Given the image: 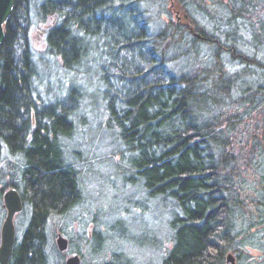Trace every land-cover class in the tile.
Instances as JSON below:
<instances>
[{
	"label": "trees",
	"instance_id": "obj_1",
	"mask_svg": "<svg viewBox=\"0 0 264 264\" xmlns=\"http://www.w3.org/2000/svg\"><path fill=\"white\" fill-rule=\"evenodd\" d=\"M178 1L187 11L169 0H44L38 10L48 25V50L64 68L83 62L88 40L103 57L108 123L131 153L132 176L174 211L173 244L161 264H233L235 256L248 264V249H264V124L249 133L244 122L264 111V86L256 84L251 99L239 76L250 75L256 58L233 40L235 19L249 10L219 14L226 25L220 30L205 2ZM208 1L235 8L233 0ZM188 3L215 23V36L200 30ZM30 7V0H15L0 48V162L5 152L22 161L21 187L10 186L31 210L10 264H47V223L81 199L62 148L73 131L78 90L69 87L61 102L37 97ZM236 61L243 70L237 75L226 69Z\"/></svg>",
	"mask_w": 264,
	"mask_h": 264
},
{
	"label": "rangeland",
	"instance_id": "obj_2",
	"mask_svg": "<svg viewBox=\"0 0 264 264\" xmlns=\"http://www.w3.org/2000/svg\"><path fill=\"white\" fill-rule=\"evenodd\" d=\"M185 1L190 3L194 0ZM201 1L202 4L205 2L204 8L220 25V30L225 29L226 25L225 21L219 23V14L231 18L244 7L249 10V14L243 18L235 19L236 34L233 40L238 48L256 58V63H260L253 65L249 76L246 71L247 76L239 74V78L247 79L250 85L251 99L257 98V92L253 95L257 90L254 87L256 84L264 86V77L262 76L263 80L260 77L264 73V0H233L235 8L229 11L225 6L215 7L208 0ZM42 2L44 0H30V40L36 64L34 89L44 104L61 102L71 86L78 90V102L71 115L73 131L62 140V148L67 163L77 171L81 191V199L77 204L47 223V264H66V260L74 255L80 257L82 264H161L173 244L170 219L174 211L168 201L161 197H150L144 191L141 181L132 176L133 170L129 166L131 153L122 144L118 131L108 123V112L102 94L103 75L100 72L103 61L99 60L103 57H98L94 42L88 40L86 43L88 52L83 62L71 69L64 68L60 59L48 50V25L41 20L38 10ZM178 3V0H169L168 6L172 8V5H177L180 10L187 11L183 4ZM189 3L188 13L200 25V30L203 29L208 36L214 35L212 30L215 23L211 26V23L200 18L201 15L194 10L197 7ZM170 11L171 18L179 19V12L175 14L174 9ZM165 17L163 16L164 20ZM98 46L101 44L98 43L96 47ZM229 64L226 69L231 67V72L236 75L243 71L240 62ZM238 102L237 99L235 103H242ZM255 113L244 120L249 133L257 132V129L260 131L264 124V111ZM242 127L246 130V127ZM252 138L254 136L248 139L249 143H252ZM21 165L19 158L11 157L6 152L3 154L0 162L1 226L7 214L3 195L11 188V184L21 187ZM30 214V207L24 206L23 211L15 216L17 240L21 238ZM59 235L68 241L67 251L59 250ZM245 255L242 262L264 264V249H248ZM233 263L239 264L236 256Z\"/></svg>",
	"mask_w": 264,
	"mask_h": 264
},
{
	"label": "water",
	"instance_id": "obj_3",
	"mask_svg": "<svg viewBox=\"0 0 264 264\" xmlns=\"http://www.w3.org/2000/svg\"><path fill=\"white\" fill-rule=\"evenodd\" d=\"M14 7L15 0H0V48L6 38L5 25L12 15ZM3 198L7 214L0 232V264H10L17 240L14 218L23 210L24 204L20 193L14 187L4 192ZM57 245L60 251H66L68 249V241L61 235L57 239ZM230 260L233 263V258ZM66 264L82 263L80 257L74 255L67 259Z\"/></svg>",
	"mask_w": 264,
	"mask_h": 264
},
{
	"label": "bare ground",
	"instance_id": "obj_4",
	"mask_svg": "<svg viewBox=\"0 0 264 264\" xmlns=\"http://www.w3.org/2000/svg\"><path fill=\"white\" fill-rule=\"evenodd\" d=\"M228 31H229V33H230V32H232V29H231V30L229 29ZM230 37H231V36H230ZM233 264H234V263H233Z\"/></svg>",
	"mask_w": 264,
	"mask_h": 264
}]
</instances>
